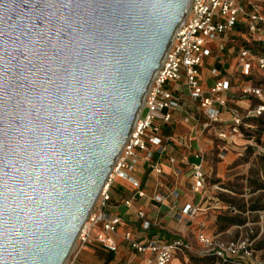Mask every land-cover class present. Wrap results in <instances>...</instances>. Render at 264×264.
<instances>
[{"label": "water", "instance_id": "95a60500", "mask_svg": "<svg viewBox=\"0 0 264 264\" xmlns=\"http://www.w3.org/2000/svg\"><path fill=\"white\" fill-rule=\"evenodd\" d=\"M191 0H0V264H64Z\"/></svg>", "mask_w": 264, "mask_h": 264}, {"label": "built area", "instance_id": "2783aa9c", "mask_svg": "<svg viewBox=\"0 0 264 264\" xmlns=\"http://www.w3.org/2000/svg\"><path fill=\"white\" fill-rule=\"evenodd\" d=\"M236 26L244 27L247 33V37H241L239 45L236 44L238 34L234 32ZM263 31L264 16L257 3L244 7L239 0H191L185 19L175 30L153 75L131 133L77 237V251L91 241L92 230L97 226L102 233L95 237V241L103 248L115 251V244L107 234L115 232L121 220L104 211L111 199L110 186L115 181H123L131 188L133 193L125 202L126 206L135 198L145 197L142 182L134 173L138 166L147 165L148 173L155 178L163 175L155 155L161 157L167 153L166 141L169 138H164L163 133L175 125L176 118L184 117L195 135L209 132L226 145H233L235 139L242 136L248 120L264 115V86L253 82V73L264 69V52L259 54L252 46L255 43L264 51ZM235 48V71L228 73L218 69L215 62L235 54ZM204 72L211 75L213 81L210 85L203 76ZM245 102L248 103L246 107L242 105ZM188 104L189 110L197 111L196 114L187 109ZM193 156L198 162L191 165V192L199 195L205 187L204 155L197 150ZM166 161L169 165L177 164L172 156H167ZM180 174V168L172 173L174 177ZM168 195L175 200L180 198L176 189ZM165 198L166 195L158 192L153 200L162 203ZM196 212L192 199L185 202L174 217L186 224ZM137 216L142 219L144 213L139 211ZM149 227L148 222H142L144 230ZM125 239L129 240V234ZM196 239L204 254H213L221 261L264 264V259L246 241L215 245L202 233ZM131 246L139 254H152L154 264H172L178 252L189 248L180 240L168 242L161 239H151L142 244L132 242ZM75 260L73 251L64 264H76Z\"/></svg>", "mask_w": 264, "mask_h": 264}, {"label": "rangeland", "instance_id": "374dc122", "mask_svg": "<svg viewBox=\"0 0 264 264\" xmlns=\"http://www.w3.org/2000/svg\"><path fill=\"white\" fill-rule=\"evenodd\" d=\"M239 2L244 7H248L249 3H257L264 16V0ZM234 32L238 34L236 44L239 45L242 42L241 37H247L246 30L242 26H236ZM262 35L264 39V31ZM252 46L259 54L264 52L261 48L258 49L257 44L253 43ZM236 51L237 48L235 54L225 58L232 67L236 65ZM253 75V82L264 86V69L255 71ZM247 104L242 103L244 107ZM192 110L189 111L197 113ZM176 119L175 125L169 130H164V134L169 135L172 132L176 135L169 143L181 149V155L188 157L189 162L180 166V176H172L177 179V183L169 180L164 186L168 188L167 194L178 190V200L193 199L197 212L193 219L185 224V243L189 248L178 252L172 264H221L218 259L213 262L206 260V255L196 239L199 233L208 236L215 245L246 241L264 259V192L256 191L252 186V182L261 183L263 179L264 115L248 120L247 126L242 129V136L237 137L233 145H226L209 132L195 135L184 117ZM175 139H178L181 145L176 144ZM197 150L202 151L204 155L205 187L201 194L193 195L191 165L198 162L193 156Z\"/></svg>", "mask_w": 264, "mask_h": 264}, {"label": "crops", "instance_id": "0c3cea01", "mask_svg": "<svg viewBox=\"0 0 264 264\" xmlns=\"http://www.w3.org/2000/svg\"><path fill=\"white\" fill-rule=\"evenodd\" d=\"M215 65L220 70H227L228 73H233L236 69V65L234 67L230 66L225 58L215 62ZM203 76L207 80V84L210 85L213 81L211 75L204 72ZM163 136L166 139L169 138L166 141L167 153L161 157L155 155V160L159 162L163 175L160 178H155L153 174L148 173L147 165L144 167L138 166L134 173L135 177L142 182L145 197L135 198L129 206H126L125 202L130 199L133 193L131 188L123 181H115L110 186L111 199L104 211L118 216L121 220L116 231L107 234V237L111 238L115 244V251H109L95 241V237L102 233L100 227L97 226L92 230L91 241L82 246L79 251L74 250L76 264H154V256L150 253H137L131 246L132 242L142 244L151 239L185 242L187 236L185 223L182 219L179 220L174 217V215L180 212L182 205L187 200H175L170 197L167 194L168 188L164 184L169 180H174L177 183V179L175 180L172 177L174 169L188 164L189 160L188 157L181 155V149L174 147L175 144L169 143L170 138L174 140L175 134L170 132L169 135H165L163 133ZM175 142L181 145L178 139H175ZM184 146H186V143H184ZM167 156L174 157L177 164L169 165L166 161ZM158 192L166 195L162 203L153 200L154 195ZM139 211L144 213V218H138L137 213ZM142 222L150 224L148 230L142 228ZM126 234H129V240L125 239Z\"/></svg>", "mask_w": 264, "mask_h": 264}, {"label": "trees", "instance_id": "16d2710c", "mask_svg": "<svg viewBox=\"0 0 264 264\" xmlns=\"http://www.w3.org/2000/svg\"><path fill=\"white\" fill-rule=\"evenodd\" d=\"M258 49H260V47L257 45ZM262 182H252V186L254 187V189L256 191H263L264 192V169H263V177H262ZM206 255V260L209 261H214L215 259H218L217 257H215V255L213 254H205ZM221 264H238V262L233 261V260H226V261H221L220 259H218Z\"/></svg>", "mask_w": 264, "mask_h": 264}, {"label": "bare ground", "instance_id": "6f19581e", "mask_svg": "<svg viewBox=\"0 0 264 264\" xmlns=\"http://www.w3.org/2000/svg\"><path fill=\"white\" fill-rule=\"evenodd\" d=\"M142 109V106H141V108H140V110ZM140 110H139V112H138V114H137V116H139V114H140ZM136 116V117H137ZM84 226V225H83ZM83 228V227H82ZM76 243V242H75ZM75 245V244H74ZM73 248H74V246H73ZM73 250V249H72Z\"/></svg>", "mask_w": 264, "mask_h": 264}]
</instances>
